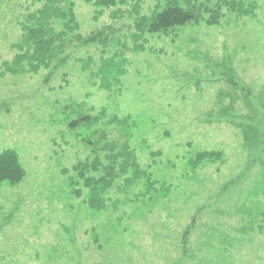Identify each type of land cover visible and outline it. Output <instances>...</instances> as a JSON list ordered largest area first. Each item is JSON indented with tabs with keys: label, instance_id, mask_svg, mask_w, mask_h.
<instances>
[{
	"label": "rangeland",
	"instance_id": "1",
	"mask_svg": "<svg viewBox=\"0 0 264 264\" xmlns=\"http://www.w3.org/2000/svg\"><path fill=\"white\" fill-rule=\"evenodd\" d=\"M33 1L0 0V152L15 150L26 171L0 187V264H264V0H254L255 16L147 34L145 51L135 50L129 5L113 19L114 8L79 1L81 33L114 24L121 45L80 47L48 79L27 63L9 69ZM166 1L142 0L141 15ZM115 51L125 73L99 88ZM86 113L92 123L70 130ZM91 137L139 164L126 163L101 213L85 204L78 173L87 172L77 170L108 153ZM204 150L222 159L192 172L188 158Z\"/></svg>",
	"mask_w": 264,
	"mask_h": 264
},
{
	"label": "trees",
	"instance_id": "2",
	"mask_svg": "<svg viewBox=\"0 0 264 264\" xmlns=\"http://www.w3.org/2000/svg\"><path fill=\"white\" fill-rule=\"evenodd\" d=\"M79 1L92 4L95 8L102 10L114 8L113 19L124 18L121 8L129 5L130 11L128 9L126 12L135 15L134 38L139 43L135 50L140 51L146 49L147 34L167 35L188 24L206 23L208 26H216L222 20L228 19L230 15L255 16L257 8L254 0H167L164 4H157L151 15L147 16L140 13L142 0H34L33 5L26 7V12L18 22L20 38L12 45L17 52L9 68L12 72L17 68H25L27 63L29 72L38 73L43 69L49 71L48 79L57 69L66 66L80 47L102 46V53L105 54L110 48L121 45L120 39L116 42L118 28L114 24L90 34L81 33L80 23L75 14V7ZM97 14L102 15L103 12L97 11ZM120 53L115 51L114 57L103 60L99 70L101 76L99 88L108 87V76L113 72L125 73L124 65L128 61ZM115 57H118L117 62H114ZM63 78L65 80V77ZM219 114L223 119H231L234 115L233 112L225 110H220ZM92 119L93 117L86 113L69 120L67 126L70 130L75 129L92 123ZM93 138H88L93 141H87L92 145L93 150L97 148L98 153L106 151L108 153L103 157L97 155L92 163L87 161L86 164L79 163L77 170L83 169L87 172V175L78 173L87 191L85 204L93 212L101 213L107 209L112 185L123 175L128 166L126 163L130 162L134 168L139 167V164L134 152L123 153L124 150H122L118 153L105 145L98 147L97 138L95 141ZM120 156L125 159L119 162ZM222 156V151H197L188 158L187 165L192 172H195L201 165L215 163L221 160ZM25 175V168L15 150L8 149L0 152V187L3 182L18 184ZM77 193L80 195V191L77 190ZM162 193L157 191L158 196ZM195 218L193 217L185 226L181 239L183 242L189 240L195 227ZM97 234L94 232L96 240ZM181 247L185 249V243Z\"/></svg>",
	"mask_w": 264,
	"mask_h": 264
}]
</instances>
